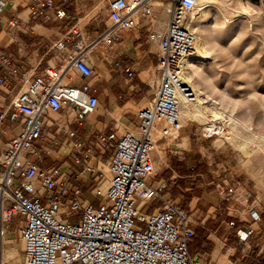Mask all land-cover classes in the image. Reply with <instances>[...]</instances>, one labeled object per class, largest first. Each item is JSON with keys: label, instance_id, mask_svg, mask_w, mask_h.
<instances>
[{"label": "built area", "instance_id": "1", "mask_svg": "<svg viewBox=\"0 0 264 264\" xmlns=\"http://www.w3.org/2000/svg\"><path fill=\"white\" fill-rule=\"evenodd\" d=\"M28 15L44 23L60 25L67 18L69 0H24ZM105 5L109 25L91 42L84 37L79 19L68 25L53 43L62 54L59 67H46L23 81L10 101L6 116L18 131L5 143L0 154V246L8 223L16 219L22 243L21 264H201L189 252L194 236L187 212L174 200L165 199L164 179L153 181V154L162 131L154 139V126L165 122L172 130L182 128L180 106L194 103L196 94L185 81L186 60L196 54L197 36L191 22L198 11V0H100ZM169 6L164 29L152 28L159 21L155 9ZM5 4L0 2V10ZM148 23L141 26V20ZM144 27L147 39L158 42L157 69L160 72L155 97L148 107L139 109L137 130L125 129L116 137L98 135L93 146L83 149L73 130L66 129L62 148L69 147L71 161L44 167L43 142L38 143L45 127L60 126L49 113L71 111L69 125L84 123L98 104L90 92L89 79L95 71L89 51L100 45L111 47L117 29ZM83 80L80 86L64 82L68 71ZM125 72L132 71L125 67ZM1 80V79H0ZM12 108V109H11ZM53 140V138L51 137ZM107 150V171L96 162ZM175 179V176L172 177ZM93 184L95 203L82 199L81 185ZM102 181L106 185L102 186ZM75 183V184H74ZM160 207L150 212L155 200ZM255 218L258 214L252 210ZM240 235L245 239L250 231ZM0 264H6L2 261Z\"/></svg>", "mask_w": 264, "mask_h": 264}, {"label": "rangeland", "instance_id": "2", "mask_svg": "<svg viewBox=\"0 0 264 264\" xmlns=\"http://www.w3.org/2000/svg\"><path fill=\"white\" fill-rule=\"evenodd\" d=\"M104 10L106 11V8ZM162 10L156 8L154 15L159 16ZM166 11L163 24H157L160 29L167 23L169 6ZM106 17L105 14L103 22L100 23L101 30L107 25ZM215 19L223 22L222 28L214 27ZM191 27L197 38L205 41L204 53L196 52L193 57L197 75L194 78L195 83L192 84L198 88L201 95L208 96L209 101L205 103L207 112L218 111L221 119L227 121L230 115L236 132L227 134L230 129L224 127L221 135L205 134L204 127L213 123L209 119L203 122L185 121L175 138L168 133L163 134L165 138L158 140V150L153 154L155 173L152 182L165 180L163 173L168 166L182 162L186 169L196 167L202 178L191 181L186 190L187 195L172 200L187 212L194 224H197L199 217L203 216L208 208L202 196L207 198L209 193L216 191H220L225 198L223 208L228 207L230 197H233L235 192H255L249 197L247 195V203L252 205L253 201H262L264 207V0H222L204 12L198 10ZM186 69L188 72L187 65ZM210 102L212 106L209 105ZM54 117L60 126L45 127L38 142H43L46 148L43 153V166H57L64 157L60 151L67 128L68 133L73 130L76 138L83 141V149L93 146L96 138L86 123L69 125L68 117H72V113L67 109ZM243 120L245 126L241 124ZM219 125H222V121ZM2 147L0 143V152ZM94 154L100 169L107 171L106 163L110 150L98 158L99 153ZM65 157L70 160L69 150L65 152ZM173 176L176 179V174L171 175L172 182L175 180L172 179ZM105 185L106 181H102V186ZM168 191L169 186L163 193L165 199H169L166 194ZM82 199H88L95 204L98 201L88 190L82 195ZM162 204V200H155L144 211L150 212ZM15 225L16 219L8 223L7 227L12 229ZM214 228L196 227L195 231L202 230L203 234H206V229ZM17 258H13L11 264H21V260Z\"/></svg>", "mask_w": 264, "mask_h": 264}, {"label": "crops", "instance_id": "3", "mask_svg": "<svg viewBox=\"0 0 264 264\" xmlns=\"http://www.w3.org/2000/svg\"><path fill=\"white\" fill-rule=\"evenodd\" d=\"M0 2L5 4L0 10L1 115L9 110L10 101L23 84L22 80L14 79L10 71L15 70L23 79L28 80L48 66L59 67L63 56L53 49L55 40L65 32L68 25L79 19L85 39L91 42L102 31L100 23L103 22L106 11L100 0H69L65 4L67 18L57 25L29 16L24 0ZM147 23V19L141 20V26ZM105 24L108 25L109 21L106 20ZM157 24L158 22L153 23L150 29L158 28ZM141 26L133 30L117 29V39L111 47L97 45L89 51V62L95 70V75L89 79L90 92L98 97V104L84 123L96 137L110 134L118 137L125 129L136 131L139 122L137 111L148 107L155 97L160 82V72L157 69L159 47L157 41L147 39V31ZM125 67L132 71L131 75L125 72ZM63 80L75 86L83 83L73 70H69L68 77ZM61 112L49 113L45 120L55 119L54 116ZM17 131L18 125L7 116L0 119V143L3 145L1 152L5 143ZM77 140L83 143L81 139ZM64 148L60 151L64 157L58 165L71 161V156L68 160L65 152H71L72 149ZM41 165L43 166L42 163ZM92 186L91 181L81 185L83 195L86 190L91 192ZM254 193L235 192L230 197L231 202L227 208H223L225 198L220 191L209 193L207 198L202 196L207 204V211L199 217L197 224L189 216L191 227L194 234L196 227L215 228L206 229L208 233L200 237L197 251L191 253L200 259L201 264H264L263 203L254 202L253 199H250L253 201L252 205L247 203L250 194ZM195 205L196 203L193 206ZM252 210L258 214V218L253 216ZM245 231L251 233L241 239L239 236L244 235ZM193 238L195 237L189 243ZM21 246L17 228L6 227V235L0 246V262L11 264L16 257L21 260Z\"/></svg>", "mask_w": 264, "mask_h": 264}, {"label": "bare ground", "instance_id": "4", "mask_svg": "<svg viewBox=\"0 0 264 264\" xmlns=\"http://www.w3.org/2000/svg\"><path fill=\"white\" fill-rule=\"evenodd\" d=\"M221 1L222 0H198V4H197L198 10H201L204 12L208 10L209 8H211L212 6L216 5L217 3H221ZM167 7L168 6H164L163 10L161 11V14H159L158 24H163V22L165 21ZM222 26H223V22L220 19L214 20L215 28H222ZM203 46H205V41H202L197 38L196 52L200 54L204 53L205 48H203ZM186 65L189 71L186 72L184 79L185 81L190 83V85H192V88L196 94V101L190 104L185 103V102L181 104L180 106L181 123H185V121H188V120H199L203 122V121H207L210 119L211 121H213V123L206 125L204 127L205 134L221 135L223 133L224 127L231 130V131L230 130L227 131V134L235 133L236 127L232 123V117L230 115H228V121H227V120L221 119V116L219 115L218 111L210 110L209 113L207 112L206 104L208 103L207 101H209L207 99L208 96L201 95V92L198 90V88L192 84V83H195L194 78L197 75V71L195 69L196 62L194 61V58L187 59ZM225 101L228 104L230 103V101H228L227 99H225ZM209 105L212 106V103L210 102ZM221 121H222V125H219ZM241 124L245 126L244 120L241 122ZM153 129H154V133L152 134V136L156 140L160 138L162 131H164L165 134L168 133L174 138L177 136V133H178L177 131L172 130L165 122L156 123Z\"/></svg>", "mask_w": 264, "mask_h": 264}, {"label": "trees", "instance_id": "5", "mask_svg": "<svg viewBox=\"0 0 264 264\" xmlns=\"http://www.w3.org/2000/svg\"><path fill=\"white\" fill-rule=\"evenodd\" d=\"M174 173L176 174V179L174 182L171 181V175ZM164 176L166 182L169 186V191L166 193L169 195V199L172 200V198H176L178 196H184L186 194L187 188H189L191 181H198L200 178H202V174H198L197 168L192 169H186V166L184 163H177L174 166H168L166 167L164 171ZM197 234V237H196ZM199 234V236H198ZM203 231L202 230H196L195 234L192 239V241L188 245V249L190 253H195L200 245V237L202 236Z\"/></svg>", "mask_w": 264, "mask_h": 264}]
</instances>
